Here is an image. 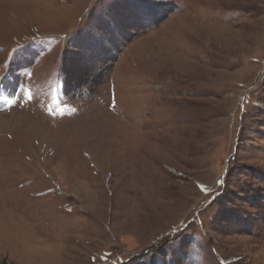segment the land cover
<instances>
[{
    "label": "rangeland",
    "instance_id": "rangeland-1",
    "mask_svg": "<svg viewBox=\"0 0 264 264\" xmlns=\"http://www.w3.org/2000/svg\"><path fill=\"white\" fill-rule=\"evenodd\" d=\"M0 264H264V0H0Z\"/></svg>",
    "mask_w": 264,
    "mask_h": 264
}]
</instances>
